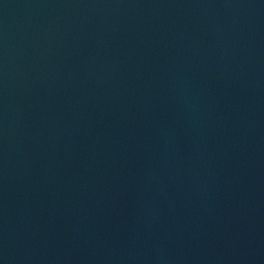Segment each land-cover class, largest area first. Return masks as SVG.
<instances>
[{
	"label": "water",
	"instance_id": "1",
	"mask_svg": "<svg viewBox=\"0 0 264 264\" xmlns=\"http://www.w3.org/2000/svg\"><path fill=\"white\" fill-rule=\"evenodd\" d=\"M0 264H264V0H0Z\"/></svg>",
	"mask_w": 264,
	"mask_h": 264
}]
</instances>
